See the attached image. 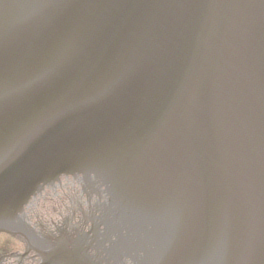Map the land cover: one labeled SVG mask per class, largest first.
Returning <instances> with one entry per match:
<instances>
[{
	"label": "water",
	"instance_id": "95a60500",
	"mask_svg": "<svg viewBox=\"0 0 264 264\" xmlns=\"http://www.w3.org/2000/svg\"><path fill=\"white\" fill-rule=\"evenodd\" d=\"M0 97V232L63 213L13 260L264 264V0H0Z\"/></svg>",
	"mask_w": 264,
	"mask_h": 264
},
{
	"label": "flooded vegetation",
	"instance_id": "af4514ba",
	"mask_svg": "<svg viewBox=\"0 0 264 264\" xmlns=\"http://www.w3.org/2000/svg\"><path fill=\"white\" fill-rule=\"evenodd\" d=\"M48 206L44 208L43 204L38 208L37 212L35 213L30 206L26 209V221L27 223L32 227L33 230H41L45 234H47V231H52L56 225L61 226V224L57 221H54L51 217L52 212L55 213H62L61 211H53L47 210L45 213L47 215H43L45 209H47ZM78 217V216H77ZM6 245H22L20 242H17L11 238H0V264H34L30 260H13V258H10L11 252H1V250L5 249ZM24 253V250H21V254ZM30 258V257H27Z\"/></svg>",
	"mask_w": 264,
	"mask_h": 264
},
{
	"label": "snow or ice",
	"instance_id": "6c2138e0",
	"mask_svg": "<svg viewBox=\"0 0 264 264\" xmlns=\"http://www.w3.org/2000/svg\"><path fill=\"white\" fill-rule=\"evenodd\" d=\"M68 58H69L68 55L61 56L55 60H52L51 62L40 68L33 75L32 79L21 87L20 93L21 94L28 93L33 90L47 86L50 82H52L60 75ZM114 84L115 82H110L105 86H103V88L100 91V95H103L104 93L109 91L112 87H114ZM92 102H93L92 99L86 98L81 100L79 105H86Z\"/></svg>",
	"mask_w": 264,
	"mask_h": 264
},
{
	"label": "bare ground",
	"instance_id": "6f19581e",
	"mask_svg": "<svg viewBox=\"0 0 264 264\" xmlns=\"http://www.w3.org/2000/svg\"><path fill=\"white\" fill-rule=\"evenodd\" d=\"M25 255H27V252L26 253H24V254H21V251H13V252H11L10 253V258L12 259H16V258H19V257H22V256H25Z\"/></svg>",
	"mask_w": 264,
	"mask_h": 264
},
{
	"label": "rangeland",
	"instance_id": "374dc122",
	"mask_svg": "<svg viewBox=\"0 0 264 264\" xmlns=\"http://www.w3.org/2000/svg\"><path fill=\"white\" fill-rule=\"evenodd\" d=\"M17 246L16 245H6L5 249L1 250V252H8L9 250H17Z\"/></svg>",
	"mask_w": 264,
	"mask_h": 264
}]
</instances>
